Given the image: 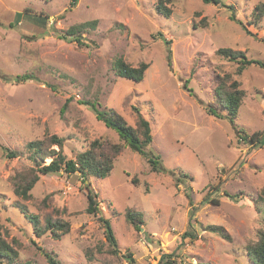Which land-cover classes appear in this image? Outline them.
<instances>
[{
    "label": "rangeland",
    "instance_id": "obj_1",
    "mask_svg": "<svg viewBox=\"0 0 264 264\" xmlns=\"http://www.w3.org/2000/svg\"><path fill=\"white\" fill-rule=\"evenodd\" d=\"M157 2L0 0V144L19 151L7 158L0 148V224L18 242L15 264H48L37 246L61 264H159L165 254L174 264H254L245 246L264 227L256 208V199L260 209L264 204V141L250 148L238 133L264 129V69L252 63L235 74L237 63L215 51L230 47L264 61V14L258 26L249 23L264 0H169L168 17ZM92 20L95 26L67 31ZM120 57L133 66L148 63L140 81L116 74ZM224 73L245 91L232 121L223 110L214 117L205 109ZM25 74L31 77L17 78ZM95 99L132 127L136 109L149 121L153 140L146 150L159 172L125 146L104 178L41 174L27 199L16 196L12 176L32 165L29 141L56 134L69 159L95 138L124 143L81 103ZM86 182L97 194V215L85 210ZM16 205L41 222L68 220L69 231L58 239L36 237ZM128 208L142 213L140 230L126 219ZM212 224L224 227L231 241L204 229ZM187 229L196 236L181 240Z\"/></svg>",
    "mask_w": 264,
    "mask_h": 264
},
{
    "label": "trees",
    "instance_id": "obj_2",
    "mask_svg": "<svg viewBox=\"0 0 264 264\" xmlns=\"http://www.w3.org/2000/svg\"><path fill=\"white\" fill-rule=\"evenodd\" d=\"M205 2H217L218 0H203ZM169 0H158L156 9L159 13L168 17L171 13L170 7L167 5ZM264 14V5L260 4L254 8L252 12V17L250 19V24L258 26L260 20ZM96 20L91 22H84L75 25L69 30L74 29H85V26L89 24L91 27L95 26ZM241 23V22H240ZM248 33L249 30L245 26H242ZM216 54L237 63L235 74H241L243 69L249 64H257L264 69V61L259 59H249L245 55V51L239 49H233L230 47H218L216 49ZM148 67L147 62H139L136 66L130 65L123 58H118L114 64L113 68L116 74L120 77L131 79L133 81H140ZM28 74L17 75L19 80H24L30 78ZM245 95V91L241 88L240 81L233 77L232 74L224 73L223 75L216 76V85L213 88V102H208L205 105V109L209 114L214 117H220L221 110L227 113V116L232 121V118L236 115L239 105ZM81 103H86L93 109L96 118L99 121L111 129H114L119 137L124 141L121 143H113L109 141H103L101 139H93L89 142L88 147L84 151H80L75 155L74 159H69L67 155L63 152V138L57 136L56 134H51L44 136L41 139H35L29 141L26 145L28 159L31 161V166L18 171L12 176L14 194L22 199H27L30 196V190L33 188L34 184L38 181L41 174H51L57 173L59 171H64L67 174L79 173L81 175L82 181L85 182L87 177L93 176L98 178H104L108 176L110 170L113 167V162L118 154L122 151L125 146H128L131 150L138 152L144 156L148 157L151 170L159 172V169L155 167L154 164V154L147 151V146L152 142V134L150 129L149 121L144 118L136 109L137 112V122L136 126L132 127L127 124L126 120L118 114L112 108L101 107V104L95 99L94 101H82ZM238 132V131H237ZM238 141L251 146L257 147L261 145L264 141V129L261 131L253 132L252 134H239ZM53 145H57V149L52 148ZM0 148L5 157L11 158L19 155V151L11 149L7 146L0 144ZM47 156L51 157L48 163H44L42 160ZM187 175V174H183ZM132 182L137 183L138 179L136 177L131 178ZM86 188V198L87 206L85 208L87 213L97 215L100 209L97 202V194L90 187V183H85ZM264 192V188L262 189ZM260 201L262 200V195L258 196ZM216 201V200H213ZM260 203L256 199V208L259 212L263 213L264 220V204L260 209ZM20 211L24 214L25 219L31 226L32 232L36 237H40L45 233H49L52 238H59L61 234L67 233L70 228L68 220L62 218H51L49 216L45 217L44 220L39 219L36 214L29 213L23 207L16 205ZM194 207L192 208V210ZM126 219L136 230L141 229V224L143 223V215L141 212L134 208L126 209ZM98 220L102 223L106 238L109 242L111 250L113 252H118L117 241L113 235L111 226L108 220L103 216L99 215ZM190 223V228H191ZM0 262L5 264H15L18 257V251L16 245L18 242L13 238L12 241L7 239L8 232L3 229L0 224ZM204 229L211 232L217 233L220 237L231 241L230 234L226 229L219 225H208ZM196 236V231L194 229H187L181 234V240L186 237L193 239ZM35 243V242H33ZM37 248L45 256L48 264H61L60 261L53 255V252L47 251L45 249ZM245 252L248 259L254 264H264V227L257 230V239L248 242L245 246ZM171 254H165L159 261V264H174L170 259ZM126 257L130 262H133L130 254H126Z\"/></svg>",
    "mask_w": 264,
    "mask_h": 264
}]
</instances>
